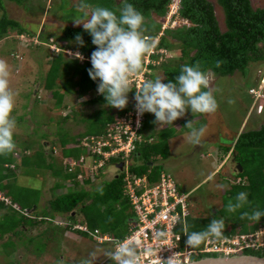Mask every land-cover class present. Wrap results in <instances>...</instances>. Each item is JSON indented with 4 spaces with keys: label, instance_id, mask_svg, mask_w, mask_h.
<instances>
[{
    "label": "trees",
    "instance_id": "obj_1",
    "mask_svg": "<svg viewBox=\"0 0 264 264\" xmlns=\"http://www.w3.org/2000/svg\"><path fill=\"white\" fill-rule=\"evenodd\" d=\"M172 1L129 0L146 17L148 28L146 35L153 39L158 38L154 49H172L175 45L180 52L177 58L166 60L164 59L165 55L161 54L163 59L159 63H149L145 72L147 78H152V69L160 68L163 78H165L163 82H174L183 65H194L197 62L203 68L211 69L216 76L232 75L235 72H240L243 77L247 78L250 65L254 62L264 61V0H260V4L257 5H253L251 0H215L223 13V30L220 28L215 6L211 0H179L175 15L177 17L176 24L162 27ZM87 2L114 11L120 4V0H87ZM78 3L79 0L73 5L75 9ZM1 4L0 0V6ZM79 18H85L83 13L79 12ZM10 28H17L18 34L24 32L18 21L3 17L0 21V29L4 36ZM77 34L83 37V47H79L76 43L69 45L65 42V39L75 42ZM48 37L45 35L40 38L43 42L48 41ZM53 39L58 42L57 48L64 49V51L68 47L74 48L83 55L84 59L80 60L69 56L66 52L63 53L62 50L54 53L55 55L51 56L45 78L40 86L49 90L51 97L59 105H62L66 94L74 93L79 98L93 92L95 95H91L84 103L101 102L100 108H103L104 114H106L102 118L90 120L86 131L80 133L76 139L66 137L62 139V153L66 157L77 158L82 149L73 147L71 143L67 145V143L69 141L78 142L83 135L102 133L107 123L112 120L113 115L123 113L131 108L135 87L130 85L132 90L128 93L129 103L127 107L114 109L108 106L104 96L96 94L98 81H93L88 75L87 70L91 68L89 59L92 52L96 50V46L92 43L90 34L84 31L83 25L66 24L61 27L60 33ZM159 55L160 53L155 52L151 54V57L157 59ZM217 63H219V67H217ZM106 107L108 108L105 110ZM145 123L143 121V130L146 127ZM165 135L168 136L169 134L165 133ZM158 136L159 140L144 142L138 146L135 152L138 153L137 157H135V153L132 155L133 158L131 157L130 169L132 171L141 174L147 169H151L156 173L161 169L162 166L158 163L156 156L161 154L162 157H167L168 153L164 148V140L162 139L164 136L162 137L160 133ZM13 138L16 146L22 147L24 152L19 163H15L12 167L8 165L13 162L12 154L17 147L12 153L0 155V193L19 207V209H16L0 200V206L6 209V212L0 215V232L1 234L8 233L9 240H12V235L17 236L21 231L18 228L19 226L30 224L34 220L28 214L23 213L22 209L30 208L33 204H36L40 196V189L17 182L16 169L29 166L48 168L52 169L55 174L60 175L63 168L61 166V169H53L54 162L50 155L52 149L45 152L44 146L41 144L39 151L25 153L26 149L32 148V145L19 141L15 133ZM219 148L223 151L221 156L229 151H231V154L234 152V161L240 163L242 167L241 172L235 167L236 177L240 180L236 183H230L228 189H224L221 195L220 207L215 209L210 216L195 213L192 211L191 204L190 214L187 217L188 231H202L206 229L212 219L223 218L225 221L223 237L233 236L237 233L253 232L264 226V217L256 222L247 218L241 219L240 216L243 212L251 214L253 209L264 211V124L237 133L232 145H223ZM112 160L115 159L111 158L109 161ZM149 163H152V165ZM72 175L74 176V173H67L65 177L69 178ZM96 176L98 177L99 173ZM227 182L230 181L227 180ZM86 184H91L89 176L85 177V181H83V186ZM60 185L63 184L58 183L56 186ZM66 185L68 189L65 193L55 195L52 198L50 202L52 212L59 213L60 216L71 217L75 216L73 212L76 209L81 214V221L85 222L90 228H99L102 233L109 232L118 237L124 235V232L116 228L120 221L127 222L131 211L129 210V202L122 197L123 181L121 173L110 180H103L96 187L92 185L90 189H80L76 180H71ZM240 192L249 194V204L236 212H228L226 206L229 200L234 201L235 196ZM41 220L45 221V219ZM66 228L72 229L71 225H66ZM202 245L203 243L193 248H200ZM240 253L264 256V251L261 249L246 248ZM216 254L199 253L194 258Z\"/></svg>",
    "mask_w": 264,
    "mask_h": 264
},
{
    "label": "rangeland",
    "instance_id": "obj_2",
    "mask_svg": "<svg viewBox=\"0 0 264 264\" xmlns=\"http://www.w3.org/2000/svg\"><path fill=\"white\" fill-rule=\"evenodd\" d=\"M211 1L214 3L215 13L222 28V10L215 0ZM251 1L253 5L260 4V0ZM76 2L77 0H1L0 21L3 17L13 19L18 21L24 29V32L18 34L17 28H10L5 36L0 29V35L4 36L0 37V59L5 60L9 65V85L17 93L12 113L17 122L14 133L19 141L32 145V148L26 149L25 153L39 151L38 146L45 139H47L45 141L48 142V145H50L51 138L55 140L56 145H58L57 137H62L60 140L65 137L76 139L77 134L86 130L87 121L106 116L103 108H100L101 102L94 104L81 102V100L95 95L93 92L80 98H76L74 93L66 94L62 105H59L51 97L50 91L40 86L45 78L50 59L55 55L54 53L62 50L57 49L58 42H55L53 38L60 33L62 26L76 25L74 21L81 23L87 19L79 18L77 8L73 7ZM45 35L49 36V40L42 42L40 37ZM65 42L69 45L75 44L74 41L68 39H65ZM62 52L75 57L77 50L68 47ZM179 53V49L174 45L172 49L164 50V59L176 58ZM151 72L152 75H156L155 78L163 77L160 68L152 69ZM244 78L240 72H235L232 75H215L211 83V88L213 86V92L219 104L215 113L197 114L188 110L182 118V124L177 125L174 121L172 125H160V128L162 126L159 130L161 136L170 132L168 129H171V133L174 134L169 143L174 162L179 160L178 165L175 164L167 169L177 179V184L184 191H191L192 211L203 216H210L215 209L220 207L222 192L224 189H228L230 183L237 180L236 175L231 180L227 178L228 174L231 176L235 165L231 153L220 169L221 172H214L203 180L214 167V160L211 156L216 161L223 158L221 156L223 151L218 147V144L226 142L225 144L232 145L239 130H248L264 124V61L252 63L248 77ZM146 80L150 79L146 77ZM260 85L263 86L260 95L254 97L249 89H260ZM64 103L69 106L67 109L63 108ZM71 107H74L73 110ZM63 110H67L66 113L70 115L74 113V120L70 118L71 120L63 122ZM190 120L193 121L195 127L206 125L205 136L199 145L189 142L190 130L185 125ZM16 147L17 153L12 154V165L19 163V156L21 157L24 153L22 147ZM216 147L218 148L216 149ZM53 158L55 169H60L59 164L63 167L64 157L61 154H54ZM119 162V160H115V163L112 164L116 172L120 170ZM85 164L90 167L91 159L86 158ZM15 175H17V182L20 184L37 189H42L46 182L45 168L20 167ZM112 176L111 173L106 179H110ZM104 177L105 173L102 168L100 169L101 179L94 177L91 184L84 186L83 182L79 181L78 187L80 189H90L92 185L96 187L103 179L105 180ZM64 181L61 179L60 184H64ZM74 215L58 217V214L52 213L47 228L40 226V230L38 229V233L35 234V227L34 229L26 227L27 236H23V231H19L18 234L23 237L14 238L13 242L4 237L0 239V250H6L4 255L7 259H11L10 263L13 264H80L92 252L96 253L94 264H97L107 257L106 253L112 250V246L110 243L97 242L95 236L92 237L83 231L66 228V225L86 224L81 221V214L76 209ZM87 228L92 231L88 225ZM116 229L122 232L126 231V222L120 221ZM13 248L10 258L7 255ZM1 252L0 263L3 264ZM5 257L4 264H8Z\"/></svg>",
    "mask_w": 264,
    "mask_h": 264
},
{
    "label": "clouds",
    "instance_id": "obj_3",
    "mask_svg": "<svg viewBox=\"0 0 264 264\" xmlns=\"http://www.w3.org/2000/svg\"><path fill=\"white\" fill-rule=\"evenodd\" d=\"M77 10L83 13L85 22L84 31L92 37L96 46L90 56L91 68L88 75L93 81H98L97 93L103 95L107 105L124 109L129 103L128 93L131 78L143 70L144 57L153 52L155 42L148 32L147 21L142 11L138 10L129 0H120L116 10L107 7L92 5L87 0H79ZM158 39V38H157ZM157 42V41H156ZM75 43L84 46L83 37L75 36ZM58 49V48H57ZM77 59L84 57L78 51ZM219 67V63H217ZM9 65L0 59V155L12 153L16 144L14 132L17 122L12 116L16 104L15 93L9 85ZM215 73L205 69L199 62L194 65H183L175 81L164 83L165 78L157 76L154 80H146L136 90V111L139 116L151 113L155 116L153 123L172 125L174 121L185 116L190 110L192 113L211 114L219 107L211 88ZM232 103V101H229ZM189 131V142L199 145L206 133V125L195 127L190 120L185 125ZM247 192L238 193L234 201L229 200L228 212H236L249 204ZM264 217V211L253 209L251 214L241 213L240 218L259 222ZM188 224L183 222L185 243L189 247H198L208 239L222 237L225 230L223 218L212 219L206 229L202 231H188ZM113 264H140L138 247L127 241H117L113 250L106 253ZM96 253H89L80 264H94Z\"/></svg>",
    "mask_w": 264,
    "mask_h": 264
},
{
    "label": "built area",
    "instance_id": "obj_4",
    "mask_svg": "<svg viewBox=\"0 0 264 264\" xmlns=\"http://www.w3.org/2000/svg\"><path fill=\"white\" fill-rule=\"evenodd\" d=\"M179 0H173L169 5L166 21L162 27L173 26ZM157 38L154 40L156 43ZM165 49L153 50L160 55L152 59L151 54L144 57L143 70L131 78V84L138 90L146 81V66L149 63L157 64L163 56ZM83 56V55H82ZM260 89H249L254 97L260 95ZM133 96V104L130 109L120 114L113 115L100 134L83 135L74 144L82 149L77 157H64L63 167L66 172L78 169L76 180L82 181L85 177L94 178L111 158L119 160L122 164V197L129 202L130 218L126 225V231L122 237L114 236L109 232L102 233L100 229L88 230L87 225H71L72 229L86 232L95 236L99 243H110L112 250L117 241H127L138 247L140 264H179L191 261L199 253L235 254L243 249H261L264 251V226L253 232L237 233L233 236H222L218 239H208L202 247L193 248L186 245L183 222H187L190 214L191 191H184L178 184L173 174L165 169H159L154 173L147 169L141 174L130 169L131 159L139 145L148 142L142 129L145 113L139 116L136 111V101ZM53 151H55L53 149ZM13 153H17L14 151ZM132 157V158H131ZM20 158V156H19ZM86 158L91 159V166L85 164ZM13 166L12 164H8ZM152 165V163L150 164ZM240 178H237V182ZM0 200L19 209L16 203L3 194ZM22 212L28 214L25 209ZM97 264H113L107 256Z\"/></svg>",
    "mask_w": 264,
    "mask_h": 264
},
{
    "label": "crops",
    "instance_id": "obj_5",
    "mask_svg": "<svg viewBox=\"0 0 264 264\" xmlns=\"http://www.w3.org/2000/svg\"><path fill=\"white\" fill-rule=\"evenodd\" d=\"M82 25V24H81ZM221 28V27H220ZM222 30L224 29V23H223V27L221 28ZM179 55H180V53H179ZM179 57V56H178ZM177 58V57H176ZM90 60V59H89ZM155 76L156 75H154L153 74V76H152V78H150V80H154L155 79ZM163 78V77H162ZM212 90H213V86H212ZM91 97V96H90ZM89 97V98H90ZM77 98V97H76ZM80 98V97H79ZM89 98H87V99H85V100H81V102L83 103V104H85L84 102L86 101V100H88ZM64 109L66 108L67 109V107H69L68 105H67V103H64ZM73 108L74 107H71V110H73ZM66 111L67 110H63V112H62V118L64 119L63 120V122H66L68 119L69 120H71L70 118H72L73 120H74V113L72 114V115H70L69 113H66ZM75 112H76V110H74ZM190 113V112H189ZM198 114V113H197ZM196 114V115H197ZM186 115V114H185ZM76 118V117H75ZM183 118V117H182ZM182 118H179V119H177L176 121H175V124H177V125H180V124H182L183 123V120H182ZM76 120V119H75ZM155 120V116L153 115V114H151V113H146L145 114V118H144V122H146L145 124H146V127L144 128V134L147 136V138H149V139H151L150 141H148V142H155V141H157V140H159L158 138H159V136H158V134H159V130L162 128V126H163V124H162V126H161V128H160V125L161 124H155V123H153V121ZM90 121V120H89ZM89 121H87L86 123L88 124V122ZM86 124V129H87V125ZM184 129V128H183ZM189 130V129H188ZM86 131V130H85ZM85 131H83V132H85ZM168 131H170V132H167L166 134H169L168 136L167 135H165L162 139L164 140V148H166V150H167V153H168V156L167 157H162L161 156V154H158L157 156H156V158H157V160H158V163H160L161 164V169H165V170H167L168 171V167H170V166H174L175 164L176 165H178V161H176V162H174V158L172 157V152H171V147H170V140L173 138V136H174V134H172L171 132V129H169ZM242 130H239L238 131V133L239 132H241ZM83 132H81V133H83ZM165 134V133H164ZM80 134H77V136H79ZM237 135V134H236ZM57 141H58V145H56L55 144V140L53 139V138H51L50 140L51 141H49V143H50V145H48V142H46L45 140H47V139H45L44 141H42L41 142V144H43L42 146H44V149H45V152L46 151H48V150H50L51 151V149H52V152L50 153V155H51V157H52V159H53V162L55 161L54 160V154H61L63 157H66V155H64L63 153H62V148H63V144H62V140H60L61 139V137H57ZM69 139H71V138H69ZM74 139V138H73ZM72 144V146L74 147V141L73 142H71V141H69L68 143H67V145L68 144ZM226 142H224L223 144H218V147L219 146H223V145H228V144H225ZM39 147V146H38ZM218 147H216V149L218 148ZM40 148V147H39ZM53 149L55 150V151H53ZM83 152V151H82ZM81 152V153H82ZM214 152V151H213ZM80 153V154H81ZM230 153H231V151H229V152H227L225 155H223V158L221 159V160H219V161H216L214 158H213V156H211L212 157V159L214 160V167H213V169H212V172L209 174V175H207V176H205L204 178H203V180H205L206 178H208L211 174H213L214 172L215 173H217L218 171H220V169H222V167H223V165L226 163V161H227V159H228V157H229V155H230ZM137 154L138 153H135V157H137ZM222 154V153H221ZM208 155H210V153H208ZM58 158H59V156H58ZM135 159V158H134ZM48 161V160H47ZM115 163V160H112V161H109V162H107L106 163V165L103 167V172L105 173V180H110V179H112L113 177H115V176H117L119 173H121V168H120V170H117V175H115V176H112V177H110V179H106L109 175H110V172H114L115 171V168L113 167V165L112 164H114ZM9 164H11V163H9ZM121 164V162H119V165ZM7 165V164H6ZM122 165V164H121ZM59 166H60V169H61V165L59 164ZM177 167V166H176ZM123 168V167H122ZM19 169V168H18ZM53 169H55L54 167H53ZM110 171V172H109ZM170 171V170H169ZM16 172H17V169H16ZM78 172V169H75V170H73V171H71V172H66L65 171V169H64V167L61 169V174L60 175H57V174H55L54 172H53V170L52 169H48V168H46V182H45V184H44V186H43V188L42 189H40L41 190V194H40V196H39V199H38V201H37V203L36 204H33V205H35V207H34V209H32L29 213H28V215L29 216H31L34 220L30 223V224H27V225H24V226H19L18 228L19 229H21V231H23V236H27V231L25 230L26 229V227H30V228H33L34 229V227H35V229H36V232H35V234L36 233H38V231L40 230V226L41 227H44V228H47L48 227V222L50 221V218H51V216H52V213H54V214H58V217H60V214L59 213H55V212H52L51 211V207H50V202H51V200H52V198L55 196V195H59V194H61V193H65L66 192V190L68 189V186L66 185L67 184V182H69V181H71V180H76V178H75V176H76V173ZM67 173H74V176L72 175L71 177H69V178H66L65 177V175L67 174ZM97 176H95V178H96ZM97 178H99V179H101L100 178V171H99V176L97 177ZM61 179H64L65 181H64V184L62 185V186H56V185H58V183H60L61 182ZM91 179V181H93V179L94 178H90ZM104 180V179H103ZM102 180V181H103ZM177 180V179H176ZM77 181V183L79 182V180H76ZM83 181H85V178L82 180V182ZM66 185V186H65ZM60 190H61V192H60ZM60 192V193H59ZM0 194H2V193H0ZM32 207V206H31ZM30 207V208H31ZM26 209V208H25ZM6 212V209L4 208V207H1L0 206V215H2L3 213H5ZM30 213H32V214H30ZM73 214H74V212H73ZM37 217V218H36ZM66 217V216H65ZM36 218V219H35ZM129 218H130V216H129ZM129 218L127 219V222H128V220H129ZM41 219H45V221H43V220H41ZM39 220H41L40 222H38ZM45 222H47V223H45ZM127 222H126V225H127ZM39 229V230H38ZM99 229V228H98ZM124 233H125V231H124ZM29 235V234H28ZM23 236H20V234H18L17 236H15V235H12L11 236V242H13L14 241V238H18V239H20V238H22ZM115 236V235H114ZM4 237H7V239L6 240H9L8 238H9V234L8 233H2L1 234V232H0V239H2V238H4ZM29 237H30V235H29ZM6 240H4V241H6ZM4 241H2V242H4ZM1 243V242H0ZM15 248V247H14ZM14 248L8 253V257H10L11 258V253H12V251L14 250ZM0 251H2L1 253L3 254L2 256H3V264H4V257H5V252H4V250H0ZM6 258V257H5ZM6 260H8L7 261V263L8 264H13V263H10L11 262V259L9 260V259H7L6 258ZM2 263V262H1ZM0 263V264H1Z\"/></svg>",
    "mask_w": 264,
    "mask_h": 264
},
{
    "label": "water",
    "instance_id": "obj_6",
    "mask_svg": "<svg viewBox=\"0 0 264 264\" xmlns=\"http://www.w3.org/2000/svg\"><path fill=\"white\" fill-rule=\"evenodd\" d=\"M233 156H234V152L232 154V159ZM235 165L236 168H238V171L241 172L242 167L240 163L235 162ZM119 167L122 169L121 164ZM34 207L35 205H32L31 208H26L25 210L27 213H29L32 209H34ZM179 264H264V256H258V255L246 254V253H235L230 255L216 254L213 256H202L199 258H194L187 263H179Z\"/></svg>",
    "mask_w": 264,
    "mask_h": 264
},
{
    "label": "flooded vegetation",
    "instance_id": "obj_7",
    "mask_svg": "<svg viewBox=\"0 0 264 264\" xmlns=\"http://www.w3.org/2000/svg\"><path fill=\"white\" fill-rule=\"evenodd\" d=\"M233 161H234V159H233ZM234 162H235V161H234ZM235 167H236V165H234L233 172L231 173V176H232V177L230 176V174H228V176H227V178L230 179V180H231V178H234L235 175H236ZM109 172H110V171H109ZM219 172H221V171H219ZM223 172H224V171H223ZM111 173L113 174V176H115V175H117L118 172H116V171L113 172V171H112V172H110V175H111ZM236 182H237V180H236L234 183H236ZM212 211H214V210L212 209ZM212 211H211V212H212Z\"/></svg>",
    "mask_w": 264,
    "mask_h": 264
}]
</instances>
